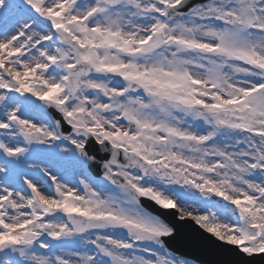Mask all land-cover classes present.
I'll list each match as a JSON object with an SVG mask.
<instances>
[{
    "label": "snow or ice",
    "instance_id": "snow-or-ice-1",
    "mask_svg": "<svg viewBox=\"0 0 264 264\" xmlns=\"http://www.w3.org/2000/svg\"><path fill=\"white\" fill-rule=\"evenodd\" d=\"M0 264H264V0H0Z\"/></svg>",
    "mask_w": 264,
    "mask_h": 264
}]
</instances>
